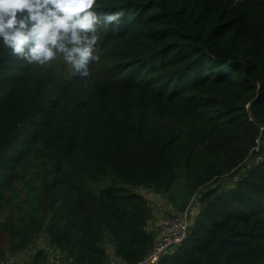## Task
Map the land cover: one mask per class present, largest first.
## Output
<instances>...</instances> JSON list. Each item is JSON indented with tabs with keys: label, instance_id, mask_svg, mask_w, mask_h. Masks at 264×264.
I'll return each mask as SVG.
<instances>
[{
	"label": "trees",
	"instance_id": "1",
	"mask_svg": "<svg viewBox=\"0 0 264 264\" xmlns=\"http://www.w3.org/2000/svg\"><path fill=\"white\" fill-rule=\"evenodd\" d=\"M100 3L123 16L88 78L0 46V260L139 262L160 226L149 192L171 216L198 204L158 264H264V0Z\"/></svg>",
	"mask_w": 264,
	"mask_h": 264
},
{
	"label": "clouds",
	"instance_id": "2",
	"mask_svg": "<svg viewBox=\"0 0 264 264\" xmlns=\"http://www.w3.org/2000/svg\"><path fill=\"white\" fill-rule=\"evenodd\" d=\"M122 11H104L100 0H0V46L29 66L62 61L88 78L100 60L99 32L117 27Z\"/></svg>",
	"mask_w": 264,
	"mask_h": 264
},
{
	"label": "built area",
	"instance_id": "3",
	"mask_svg": "<svg viewBox=\"0 0 264 264\" xmlns=\"http://www.w3.org/2000/svg\"><path fill=\"white\" fill-rule=\"evenodd\" d=\"M256 143H258V140ZM257 149L256 147L255 150ZM197 214V200L193 199L182 214L176 216L166 214L161 218L157 239L152 249L142 260L136 263H127L115 257H110L103 264H158L165 254L182 245L188 238ZM43 243L41 241L40 247H43Z\"/></svg>",
	"mask_w": 264,
	"mask_h": 264
},
{
	"label": "rangeland",
	"instance_id": "4",
	"mask_svg": "<svg viewBox=\"0 0 264 264\" xmlns=\"http://www.w3.org/2000/svg\"><path fill=\"white\" fill-rule=\"evenodd\" d=\"M49 66H52L57 74H62L67 78H70L72 75L71 69L66 64H64L62 61L53 62ZM258 159L259 158L257 156L252 155L249 158V160L247 162H245L236 171V174L234 175L235 177L233 179L225 178L223 181H221L222 187L227 188L229 185H231L235 178L242 176L252 165L255 164V162ZM111 183H112V177L110 175L89 181V185H90L92 191L95 193H98L100 190H102L104 187L110 185ZM147 193L149 194V198H148L149 199V205L153 208V211H154L153 219L149 225H151V229H155L156 224H158L161 221V218L166 214H170L169 209H168L169 205L166 202H163L161 200H157L156 197H154L153 195H150L149 192H145L144 194H147ZM1 246L6 248V243L2 242ZM36 247H37V244H36ZM111 251H112L111 248L108 247L109 257L112 255ZM30 256H31V251L30 252L24 251V252L20 253L18 255V257H19V260H21L23 262L22 263L20 261V264H29ZM9 258H12V261L14 262V264L18 263L17 262L18 260L14 259V258H17V256H15V257L10 256ZM50 263L53 264V258L51 259Z\"/></svg>",
	"mask_w": 264,
	"mask_h": 264
},
{
	"label": "crops",
	"instance_id": "5",
	"mask_svg": "<svg viewBox=\"0 0 264 264\" xmlns=\"http://www.w3.org/2000/svg\"><path fill=\"white\" fill-rule=\"evenodd\" d=\"M149 226H150V225H149ZM157 234H158V230H157ZM111 252H112V251H111ZM111 252H110V253H111ZM110 257H114L113 254H112ZM110 257H109V258H110ZM54 258H55L56 260H55ZM57 258H58L57 255H56L55 257H53V259H54V260H53V264H59ZM14 259H17V260H18V261H17L18 263H15V264H20V261H21V260H19V257L14 258ZM21 262H22V261H21ZM22 263H23V262H22ZM0 264H14V262L12 261V258H9V257H8V258H6V259H4V260H0Z\"/></svg>",
	"mask_w": 264,
	"mask_h": 264
}]
</instances>
